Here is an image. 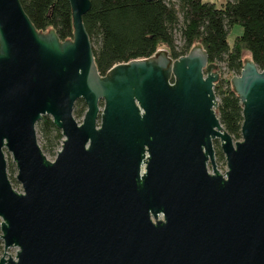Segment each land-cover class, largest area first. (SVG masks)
I'll return each mask as SVG.
<instances>
[{"label":"water","instance_id":"obj_1","mask_svg":"<svg viewBox=\"0 0 264 264\" xmlns=\"http://www.w3.org/2000/svg\"><path fill=\"white\" fill-rule=\"evenodd\" d=\"M66 1L73 36L61 42L20 0H0V264H264V71L243 52L234 141L215 113L219 69L199 44L101 75L90 0ZM44 116L63 136L54 161L37 142Z\"/></svg>","mask_w":264,"mask_h":264},{"label":"trees","instance_id":"obj_2","mask_svg":"<svg viewBox=\"0 0 264 264\" xmlns=\"http://www.w3.org/2000/svg\"><path fill=\"white\" fill-rule=\"evenodd\" d=\"M20 4L38 32L53 29L61 42L72 39L71 9L66 0H20ZM90 8L83 23L101 75L120 63L149 58L161 47L176 60L197 44L210 63L223 67L231 76L243 69V52L264 71V0H225L218 7L202 0H90ZM235 26L241 33L230 45V32ZM213 92L220 125L234 141L241 140L242 104L230 80L219 76ZM73 109L75 120L82 119L87 110L82 100ZM35 130L43 155L55 156L63 136L51 118L44 116ZM214 159L217 164H225L219 146L215 147ZM9 168L16 172L14 164Z\"/></svg>","mask_w":264,"mask_h":264},{"label":"rangeland","instance_id":"obj_3","mask_svg":"<svg viewBox=\"0 0 264 264\" xmlns=\"http://www.w3.org/2000/svg\"><path fill=\"white\" fill-rule=\"evenodd\" d=\"M202 1L205 2V3H207V2L214 3V4L217 5V7L218 6H221L222 4L225 3V0H202ZM240 33H241V30L237 26H235L231 30L230 37H229V44L230 45L235 41V39H237L239 37V34ZM160 49H164V48L161 47ZM218 69H219L220 79L223 78V79L230 80L232 78L233 75L231 76L230 74H228L227 71H226V69H224L223 67H219ZM76 121H77V123H81L82 122V119H78ZM37 142H38V140H37ZM38 144H39V142H38ZM216 146H219V142L218 141H217V143L214 142L213 148H215ZM59 149H57V151ZM57 151H56V153H57ZM56 156L57 155L55 154V156L47 155L46 157H47V159L49 161H54L55 158H56ZM6 159H7V168H8L7 169L8 179H10V181H11L12 188H13V190H16L17 192L22 193L23 191L21 190V186H20V184L15 179L16 172L15 173L14 172L12 173L10 171L9 165H10V163H12V161H11L9 155H7V154H6ZM216 168L220 172L221 175H224L225 174V172H226V166H225V164L224 165H221V164H217L216 163ZM208 170H209L210 173H212V170H211L210 167L208 168ZM16 252H17V249H15V248H10L7 251L8 255L10 257H12L13 259H15ZM2 254H3V250L0 252V257H1Z\"/></svg>","mask_w":264,"mask_h":264},{"label":"flooded vegetation","instance_id":"obj_4","mask_svg":"<svg viewBox=\"0 0 264 264\" xmlns=\"http://www.w3.org/2000/svg\"><path fill=\"white\" fill-rule=\"evenodd\" d=\"M105 75H106V73H105ZM101 106H102V103L100 104ZM214 142H216V141H214ZM214 142H213V144H214ZM215 149V148H214ZM147 159V157L144 159V160H146Z\"/></svg>","mask_w":264,"mask_h":264}]
</instances>
